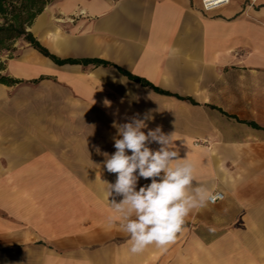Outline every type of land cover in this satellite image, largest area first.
<instances>
[{
	"label": "crops",
	"instance_id": "crops-1",
	"mask_svg": "<svg viewBox=\"0 0 264 264\" xmlns=\"http://www.w3.org/2000/svg\"><path fill=\"white\" fill-rule=\"evenodd\" d=\"M30 29L77 62L25 41L4 60L22 82L0 83V264H264V102L225 101L264 82V0H55ZM149 111L143 131L172 134L197 184L225 198L167 250L132 254L96 148L113 154V122Z\"/></svg>",
	"mask_w": 264,
	"mask_h": 264
},
{
	"label": "clouds",
	"instance_id": "clouds-1",
	"mask_svg": "<svg viewBox=\"0 0 264 264\" xmlns=\"http://www.w3.org/2000/svg\"><path fill=\"white\" fill-rule=\"evenodd\" d=\"M221 3L227 0H203V7L212 11ZM103 103L111 107L109 100ZM152 119L149 111L143 116L136 113L126 117L125 123L114 121L116 151L109 154L96 148L97 154L105 157L106 170L117 176L114 183L108 184V193L113 197L111 205L123 222V230L130 236L132 254L141 253L150 245L167 250L193 210L203 209L220 198L219 193L197 184L195 165L187 158H179L172 134H165L159 126L147 133L143 131ZM150 143L159 144V149L152 150ZM141 178L150 179L151 183L137 190ZM115 197L122 199L116 202ZM108 219L112 223L116 218Z\"/></svg>",
	"mask_w": 264,
	"mask_h": 264
},
{
	"label": "trees",
	"instance_id": "trees-1",
	"mask_svg": "<svg viewBox=\"0 0 264 264\" xmlns=\"http://www.w3.org/2000/svg\"><path fill=\"white\" fill-rule=\"evenodd\" d=\"M54 1L55 0H0V83L11 85L22 82V80L12 78L3 73L6 68V61L1 59L4 54H8L9 58L14 56V53L18 49L17 46H15L18 40L29 43L31 47L58 64L77 62V60L74 59H59L57 55L50 52V50L35 37L30 29L38 15L45 10L47 5ZM86 62H88V60ZM96 63L108 64V62L102 60H96ZM120 70L132 79L141 80L139 77L132 75L122 68ZM153 87L155 90L164 93L161 89L155 86ZM252 124L258 127V124L253 122Z\"/></svg>",
	"mask_w": 264,
	"mask_h": 264
},
{
	"label": "rangeland",
	"instance_id": "rangeland-1",
	"mask_svg": "<svg viewBox=\"0 0 264 264\" xmlns=\"http://www.w3.org/2000/svg\"><path fill=\"white\" fill-rule=\"evenodd\" d=\"M24 41L18 40L15 44L17 45H24ZM17 52V51H16ZM15 52V53H16ZM14 53V54H15ZM1 58L2 60H6L9 58L8 54H4ZM242 80V79H241ZM225 101L227 102H264V82L262 84H255L251 85L249 83H241L240 88L232 89L225 96Z\"/></svg>",
	"mask_w": 264,
	"mask_h": 264
},
{
	"label": "built area",
	"instance_id": "built-area-1",
	"mask_svg": "<svg viewBox=\"0 0 264 264\" xmlns=\"http://www.w3.org/2000/svg\"><path fill=\"white\" fill-rule=\"evenodd\" d=\"M230 1L231 0H227V3H229ZM227 3H221L220 6L227 4ZM202 5H203V0H202ZM203 9H204V7H203ZM214 193H219V196H220V198H218L215 203H217L218 201L223 200L225 198V194L222 191H215Z\"/></svg>",
	"mask_w": 264,
	"mask_h": 264
}]
</instances>
